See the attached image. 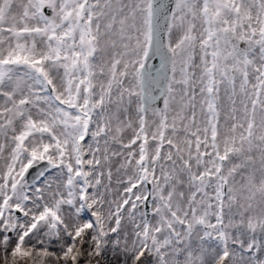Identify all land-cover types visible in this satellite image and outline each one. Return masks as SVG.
Instances as JSON below:
<instances>
[{"label": "snow or ice", "instance_id": "1", "mask_svg": "<svg viewBox=\"0 0 264 264\" xmlns=\"http://www.w3.org/2000/svg\"><path fill=\"white\" fill-rule=\"evenodd\" d=\"M0 264H264V0H0Z\"/></svg>", "mask_w": 264, "mask_h": 264}, {"label": "water", "instance_id": "2", "mask_svg": "<svg viewBox=\"0 0 264 264\" xmlns=\"http://www.w3.org/2000/svg\"><path fill=\"white\" fill-rule=\"evenodd\" d=\"M156 63H158V61H156Z\"/></svg>", "mask_w": 264, "mask_h": 264}]
</instances>
